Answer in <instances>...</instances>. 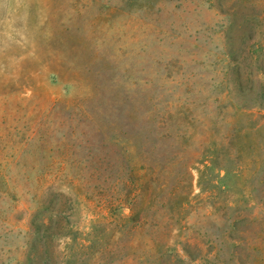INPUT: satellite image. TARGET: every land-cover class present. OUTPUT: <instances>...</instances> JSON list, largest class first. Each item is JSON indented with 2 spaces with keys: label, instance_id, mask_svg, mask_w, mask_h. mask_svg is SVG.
Masks as SVG:
<instances>
[{
  "label": "rangeland",
  "instance_id": "obj_1",
  "mask_svg": "<svg viewBox=\"0 0 264 264\" xmlns=\"http://www.w3.org/2000/svg\"><path fill=\"white\" fill-rule=\"evenodd\" d=\"M0 264H264V0H0Z\"/></svg>",
  "mask_w": 264,
  "mask_h": 264
}]
</instances>
